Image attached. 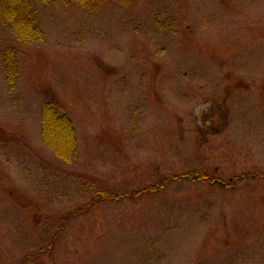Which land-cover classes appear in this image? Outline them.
Here are the masks:
<instances>
[{
  "label": "rangeland",
  "instance_id": "rangeland-1",
  "mask_svg": "<svg viewBox=\"0 0 264 264\" xmlns=\"http://www.w3.org/2000/svg\"><path fill=\"white\" fill-rule=\"evenodd\" d=\"M33 8L42 39L0 25V264H264V0Z\"/></svg>",
  "mask_w": 264,
  "mask_h": 264
},
{
  "label": "trees",
  "instance_id": "trees-1",
  "mask_svg": "<svg viewBox=\"0 0 264 264\" xmlns=\"http://www.w3.org/2000/svg\"><path fill=\"white\" fill-rule=\"evenodd\" d=\"M41 1L49 2L51 0ZM62 1L65 3L76 2L93 10L107 1H115L122 5H128L132 3L133 0ZM35 2L36 0H0V25L10 27L15 36L21 41L31 42L42 39L43 29L35 16L33 8ZM5 79L10 89L15 90L17 87V69L14 62L10 59L7 60L5 65ZM41 122L44 142L50 146L58 156L66 160H71L78 151V136L73 120L66 113L60 111L55 100H47L42 104ZM194 177L198 178L199 176L196 175ZM208 179H210V177ZM99 195L105 196V192H98L97 196Z\"/></svg>",
  "mask_w": 264,
  "mask_h": 264
},
{
  "label": "water",
  "instance_id": "water-1",
  "mask_svg": "<svg viewBox=\"0 0 264 264\" xmlns=\"http://www.w3.org/2000/svg\"><path fill=\"white\" fill-rule=\"evenodd\" d=\"M214 182H215V183H218V184H220V185H222V186H225V185H226L225 182L220 181V180H214Z\"/></svg>",
  "mask_w": 264,
  "mask_h": 264
}]
</instances>
